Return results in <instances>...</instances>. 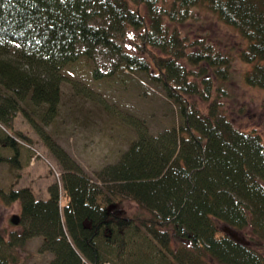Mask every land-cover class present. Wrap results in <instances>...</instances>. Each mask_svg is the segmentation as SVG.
<instances>
[{
  "label": "trees",
  "instance_id": "trees-1",
  "mask_svg": "<svg viewBox=\"0 0 264 264\" xmlns=\"http://www.w3.org/2000/svg\"><path fill=\"white\" fill-rule=\"evenodd\" d=\"M102 48L116 75L161 90L171 125L155 133L132 120L138 136L97 180L71 161L62 209L59 184L47 199L0 190L20 201L22 227L0 232V264L34 236L52 264H264V135L234 116L248 114L237 87L264 88V0H0L2 123L12 127L22 101L32 125L51 122L65 68ZM0 144L13 149L0 159L19 164L22 142L4 131Z\"/></svg>",
  "mask_w": 264,
  "mask_h": 264
},
{
  "label": "rangeland",
  "instance_id": "rangeland-1",
  "mask_svg": "<svg viewBox=\"0 0 264 264\" xmlns=\"http://www.w3.org/2000/svg\"><path fill=\"white\" fill-rule=\"evenodd\" d=\"M214 26L219 35L232 39L235 33L232 28H222L217 23ZM115 61L112 53L102 48L92 60L81 57L69 64L64 70L59 114L48 124L38 118L35 119L38 126L32 125L26 115H32V108L23 101L21 109L14 113L12 127L0 120V135L5 131L23 144L20 166L0 159L1 191L29 187L35 198L47 199L49 187L59 184L62 209L68 202L62 174L71 161L97 180V173L117 162L138 136L132 120L146 122L155 133L171 125L172 105L161 90L141 73L126 71L116 75ZM239 68L236 65L234 73ZM252 87H237L248 114L234 116L237 125L245 129L256 127L264 135V88ZM51 144H58L62 149L54 154ZM0 154L9 157L13 149L0 144ZM124 202L128 210L135 209L136 203L131 199L126 198ZM20 214V201L5 202L0 195V232L6 237L10 231L22 229ZM14 215H18L17 223L12 221ZM224 228L232 229L227 225ZM41 239L34 236L15 249V264H52L53 254L40 251Z\"/></svg>",
  "mask_w": 264,
  "mask_h": 264
},
{
  "label": "water",
  "instance_id": "water-1",
  "mask_svg": "<svg viewBox=\"0 0 264 264\" xmlns=\"http://www.w3.org/2000/svg\"><path fill=\"white\" fill-rule=\"evenodd\" d=\"M18 215H14L13 218H12V221L17 223L18 222ZM227 230L234 238L240 240V241H243V239L238 235V233L232 229L228 230V229H225Z\"/></svg>",
  "mask_w": 264,
  "mask_h": 264
}]
</instances>
